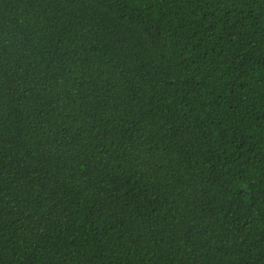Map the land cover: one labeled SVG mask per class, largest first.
I'll return each instance as SVG.
<instances>
[{
    "label": "trees",
    "instance_id": "1",
    "mask_svg": "<svg viewBox=\"0 0 264 264\" xmlns=\"http://www.w3.org/2000/svg\"><path fill=\"white\" fill-rule=\"evenodd\" d=\"M0 264H264V0H0Z\"/></svg>",
    "mask_w": 264,
    "mask_h": 264
}]
</instances>
